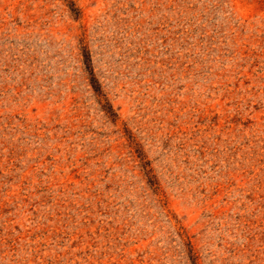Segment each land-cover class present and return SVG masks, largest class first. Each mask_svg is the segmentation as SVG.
<instances>
[{
    "label": "rangeland",
    "instance_id": "obj_1",
    "mask_svg": "<svg viewBox=\"0 0 264 264\" xmlns=\"http://www.w3.org/2000/svg\"><path fill=\"white\" fill-rule=\"evenodd\" d=\"M0 264H264V0H0Z\"/></svg>",
    "mask_w": 264,
    "mask_h": 264
},
{
    "label": "trees",
    "instance_id": "obj_2",
    "mask_svg": "<svg viewBox=\"0 0 264 264\" xmlns=\"http://www.w3.org/2000/svg\"><path fill=\"white\" fill-rule=\"evenodd\" d=\"M90 74H91V82H92V84H93L94 89H95L97 92H101L100 84L98 83V81H97L96 78L94 77V74H93V71H92V70H90Z\"/></svg>",
    "mask_w": 264,
    "mask_h": 264
}]
</instances>
